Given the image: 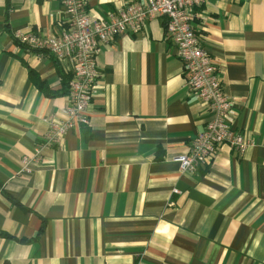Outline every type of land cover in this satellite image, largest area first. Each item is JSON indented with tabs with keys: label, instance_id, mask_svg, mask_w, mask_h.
Listing matches in <instances>:
<instances>
[{
	"label": "crops",
	"instance_id": "1",
	"mask_svg": "<svg viewBox=\"0 0 264 264\" xmlns=\"http://www.w3.org/2000/svg\"><path fill=\"white\" fill-rule=\"evenodd\" d=\"M136 1L85 0L102 17ZM7 6L0 0V232L13 238L0 235V264H264V0H206L195 10L233 126L249 141L242 154L221 145L195 174H181L174 157L210 114L166 18L100 47L88 123L38 154L68 95L38 89L31 69L62 90L60 63L12 35L56 33L63 8L60 0ZM24 157L34 159L29 174L20 173Z\"/></svg>",
	"mask_w": 264,
	"mask_h": 264
},
{
	"label": "built area",
	"instance_id": "2",
	"mask_svg": "<svg viewBox=\"0 0 264 264\" xmlns=\"http://www.w3.org/2000/svg\"><path fill=\"white\" fill-rule=\"evenodd\" d=\"M206 0H142L111 11L106 17L88 12L85 0H60L65 26L50 35L26 33L21 42L45 49L62 62H69L72 79L63 118L47 119L49 129L44 146L62 144L72 128L87 124L89 107L99 79L98 53L119 36L136 34L152 19H167L166 36L177 47L191 91L207 105L210 118L184 154L174 157L181 174H195L212 162L223 144L242 154L249 146L247 136L232 123V101L225 94L216 61L204 46L194 26L195 10ZM34 159L23 158L20 173H31Z\"/></svg>",
	"mask_w": 264,
	"mask_h": 264
},
{
	"label": "trees",
	"instance_id": "3",
	"mask_svg": "<svg viewBox=\"0 0 264 264\" xmlns=\"http://www.w3.org/2000/svg\"><path fill=\"white\" fill-rule=\"evenodd\" d=\"M7 2H8V6H7V8H8V10L10 9V0H7ZM13 36V40H14V42L17 44V45H19V46H21V47H27L28 48V46L25 44V43H23V42H21L20 41V39L17 37V36H15V35H12ZM33 49V51H35V52H48L47 50H45V49H37V48H32ZM56 58V57H55ZM56 60H57V62L58 63H60L59 64V73H60V76H61V82H62V90L61 91H58V90H55V89H53V88H51L44 80H42L41 78H40V76L34 71V70H30L29 71V73H30V78H31V80L33 81V83L38 87V89L40 90V91H42L46 96H48V97H55L56 95H58V94H60V95H69V84H70V81H71V79H72V73H70V72H67L64 68H63V66L61 65L62 63H61V61L59 60V59H57L56 58ZM61 65V66H60ZM13 202V204H15V205H19V206H22L18 201H16V200H13L12 198H10ZM23 207V206H22ZM43 229H44V225H42V227H41V230H40V232H39V235L41 234V232L43 231ZM4 235L5 237H8V238H13V236H11V235H9V234H5V233H2V232H0V235ZM39 237V236H38ZM37 237V238H38ZM26 241V240H25ZM4 264H8V263H4Z\"/></svg>",
	"mask_w": 264,
	"mask_h": 264
}]
</instances>
